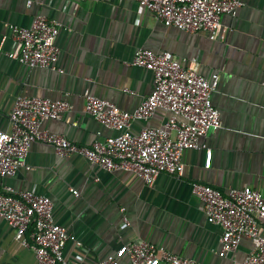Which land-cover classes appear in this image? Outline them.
I'll return each instance as SVG.
<instances>
[{"label":"crops","instance_id":"1","mask_svg":"<svg viewBox=\"0 0 264 264\" xmlns=\"http://www.w3.org/2000/svg\"><path fill=\"white\" fill-rule=\"evenodd\" d=\"M243 1L237 15L222 17L228 27L225 38L211 39L206 32L168 27L135 1L0 0L2 21L30 26L43 14L62 24L57 43L58 66L64 70L33 68L11 58L15 41H2L9 33L0 25V131L11 129L10 114L16 98L23 95L72 104L71 122L45 120V131L81 146L116 135L84 111V93L90 91L122 109L137 108L154 89L153 72L128 63L138 48L197 58L200 72L220 73L212 98L222 126L202 138L212 150L209 168L204 149L188 150L182 176L161 174L148 185L133 172L106 171L80 155L60 157L52 145L36 141L26 166L3 180V186L16 191L49 196L56 220L90 249L89 263L98 264L121 245L141 240L203 264H232L252 250L245 237L236 251L221 257L223 229L208 221L192 191L193 183L200 182L223 194L245 186L264 192V0ZM169 116L158 109L148 121L133 126L159 127ZM15 233L0 216V264H37L32 249ZM72 248L68 246L69 253Z\"/></svg>","mask_w":264,"mask_h":264},{"label":"built area","instance_id":"2","mask_svg":"<svg viewBox=\"0 0 264 264\" xmlns=\"http://www.w3.org/2000/svg\"><path fill=\"white\" fill-rule=\"evenodd\" d=\"M155 16L168 27L186 32H206L211 39H223L228 33L224 15H237L243 0H127ZM31 1H29V4ZM15 41L9 53L13 59L33 68L64 72L58 66L61 48L57 43L62 24L45 15H37L30 26H19L0 19ZM1 50V49H0ZM148 69L154 75V89L134 110L118 107L112 101L84 93V111L98 123L118 133L81 146L64 135L41 129L45 120L71 122L74 111L66 100L18 96L10 114L11 129L0 131V216L15 229L17 240L35 254L37 264H91V252L75 235L55 218L54 202L46 195L30 190L16 191L3 186V180L26 166L31 145L43 141L52 145L60 157L80 155L106 171L133 172L148 185L159 175L180 177L184 174V154L188 150H205V167L212 162V150L202 138L222 126L221 113L213 103V93L220 82L219 71L202 73L197 58L177 57L170 51L138 48L128 62ZM158 109L170 112L159 127L135 129L136 121H148ZM193 193L202 203L209 222L220 225L219 255L236 251L243 238L252 242V250L232 264H264V192L245 186L231 188L226 194L212 185L195 182ZM75 196L80 193L73 190ZM123 212V221L130 219ZM32 230L30 231V229ZM30 231L29 235L28 232ZM72 245L73 252H68ZM203 264L171 253L151 241L141 240L121 245L98 264Z\"/></svg>","mask_w":264,"mask_h":264}]
</instances>
